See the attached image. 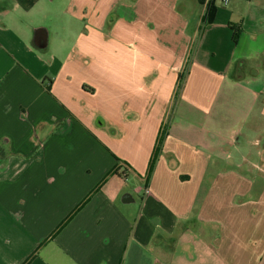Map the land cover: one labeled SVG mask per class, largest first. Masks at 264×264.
<instances>
[{"label":"crops","instance_id":"obj_1","mask_svg":"<svg viewBox=\"0 0 264 264\" xmlns=\"http://www.w3.org/2000/svg\"><path fill=\"white\" fill-rule=\"evenodd\" d=\"M0 264H264V0H0Z\"/></svg>","mask_w":264,"mask_h":264},{"label":"trees","instance_id":"obj_2","mask_svg":"<svg viewBox=\"0 0 264 264\" xmlns=\"http://www.w3.org/2000/svg\"><path fill=\"white\" fill-rule=\"evenodd\" d=\"M201 2L203 3V0H201ZM207 9H208V13H207L208 15H207V17L209 19V17L213 16V13L215 12L214 4L211 3V2L208 3V8ZM237 37H238V30L235 29L234 30V41L237 40ZM184 80H185V77L180 82V85H179V89L180 90L183 87ZM163 140H164V137L163 136H160L159 139H158V141H157L156 148H155L153 157H152L151 162H150L148 177H151V175H152V173L154 171V168L156 166L158 157H159V155L161 153V147H162V144H163ZM115 174L118 175V170H116Z\"/></svg>","mask_w":264,"mask_h":264},{"label":"built area","instance_id":"obj_3","mask_svg":"<svg viewBox=\"0 0 264 264\" xmlns=\"http://www.w3.org/2000/svg\"><path fill=\"white\" fill-rule=\"evenodd\" d=\"M224 5H228L231 0H221Z\"/></svg>","mask_w":264,"mask_h":264},{"label":"water","instance_id":"obj_4","mask_svg":"<svg viewBox=\"0 0 264 264\" xmlns=\"http://www.w3.org/2000/svg\"><path fill=\"white\" fill-rule=\"evenodd\" d=\"M41 43V47H45L46 46V43H42V42H40Z\"/></svg>","mask_w":264,"mask_h":264}]
</instances>
